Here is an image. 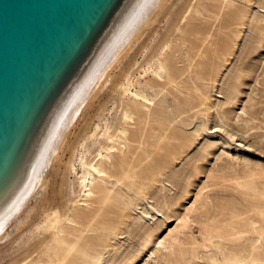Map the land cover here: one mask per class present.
Instances as JSON below:
<instances>
[{
	"label": "rangeland",
	"instance_id": "rangeland-1",
	"mask_svg": "<svg viewBox=\"0 0 264 264\" xmlns=\"http://www.w3.org/2000/svg\"><path fill=\"white\" fill-rule=\"evenodd\" d=\"M161 62L182 72L178 85L164 79L151 87ZM141 92L155 104L142 108L143 142L121 139L122 150H145L143 175L154 169L160 181L145 179L146 195L131 205L123 234L72 221L95 208L86 198L87 178L55 225L48 221L1 242L0 264H54L63 229L94 242L104 255L99 264H264V0H196ZM106 144L93 165L100 154L113 162L121 155ZM118 215L113 209L110 216ZM99 238L111 244L108 250Z\"/></svg>",
	"mask_w": 264,
	"mask_h": 264
},
{
	"label": "water",
	"instance_id": "water-1",
	"mask_svg": "<svg viewBox=\"0 0 264 264\" xmlns=\"http://www.w3.org/2000/svg\"><path fill=\"white\" fill-rule=\"evenodd\" d=\"M196 0H0V243L58 215Z\"/></svg>",
	"mask_w": 264,
	"mask_h": 264
},
{
	"label": "bare ground",
	"instance_id": "bare-ground-1",
	"mask_svg": "<svg viewBox=\"0 0 264 264\" xmlns=\"http://www.w3.org/2000/svg\"><path fill=\"white\" fill-rule=\"evenodd\" d=\"M218 9L220 10L221 8L218 7ZM197 34H200V31L196 29L195 35ZM206 39H208V35L205 37V41ZM199 65L201 64L198 63V66ZM175 67L174 65H170L169 67L164 62H161L160 71H155V79L153 83L150 82L152 83L151 87L157 88L158 86H162V81L165 80H169L171 83L176 82L178 85V80L182 77V72L177 69L176 65ZM197 74L200 79H204L207 72L201 70L197 71ZM137 96L138 99L133 101L129 110L119 122V125L123 124L125 127L118 129V134H111L106 142L110 144L108 147L109 151L113 153L118 152L121 153V155L117 156L115 154L117 160L113 162L108 153L106 155L100 154V163L98 165L91 164L81 179V183H83L89 178L86 198H88L91 203L95 204V208L90 210L87 214H78L76 219H72L74 223H81L91 229L99 227L103 231L112 232L114 236L123 234L121 225L126 223L127 218L131 217L129 213L131 205H133L136 200L140 199V197L146 195L145 190L147 188L145 179L151 178L153 184L160 181L159 174L154 169L149 172L148 176L143 175L144 169H141V166L148 156L145 150L139 151L138 154H136L138 150L135 152L131 147H129L127 154L122 150L123 142L121 139L138 143L143 142L144 131L140 128V125L143 121H148V113H145L142 108L154 104L153 100L141 91ZM133 123H136L137 127L139 126L137 132H131L127 127L131 126ZM163 136V131H160L159 137L156 140L160 141ZM106 143L103 147L107 148L108 144ZM157 147L158 145H155V148ZM102 166H105V168ZM104 177H109L113 185L117 186V188L109 187L107 182L103 180ZM138 179L143 180L138 182ZM119 185L133 190L135 196L125 197ZM113 209H117L119 213L118 220L110 216ZM59 221L60 215L58 213L56 218L49 222L50 225H55V223ZM62 231H64V235L59 240L60 248L58 250V258L54 264H99L103 260L104 255H101L95 248L96 244L94 242H89L86 237L81 239L75 231L71 232L67 229H63ZM98 242L102 243L103 247L107 250L109 246H111V244H108L105 240H102V238H99Z\"/></svg>",
	"mask_w": 264,
	"mask_h": 264
}]
</instances>
